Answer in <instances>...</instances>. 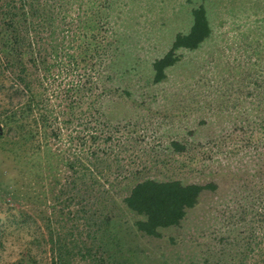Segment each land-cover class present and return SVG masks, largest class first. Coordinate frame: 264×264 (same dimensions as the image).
I'll return each instance as SVG.
<instances>
[{
  "label": "rangeland",
  "instance_id": "1",
  "mask_svg": "<svg viewBox=\"0 0 264 264\" xmlns=\"http://www.w3.org/2000/svg\"><path fill=\"white\" fill-rule=\"evenodd\" d=\"M56 1L66 13L79 0ZM96 2L93 32L107 53L93 64L88 116L71 115L75 99L60 98L63 84L78 88L86 71L73 76L51 55L53 81L33 88L52 110L58 135L42 127L34 133L33 117L23 129L2 128L0 264H264V0ZM197 6L209 35L195 48H177L178 58L154 82L152 61L188 31ZM4 64L0 58V119L2 109L25 101ZM89 119L86 131L75 132ZM70 134L88 162L96 157L91 176L79 180L83 192L70 189ZM147 178L216 188L152 237L136 231L141 216L121 201Z\"/></svg>",
  "mask_w": 264,
  "mask_h": 264
},
{
  "label": "trees",
  "instance_id": "2",
  "mask_svg": "<svg viewBox=\"0 0 264 264\" xmlns=\"http://www.w3.org/2000/svg\"><path fill=\"white\" fill-rule=\"evenodd\" d=\"M61 4L56 0H0V58H4L5 69L9 70L21 86V91L16 90V93H22L25 96V101L18 108L1 110L3 119H0L2 124L0 137L6 135V131L2 132V128L23 129L25 127L23 122L28 117L34 118V133L37 132L36 129L42 127L45 130L50 129L48 134L45 132L42 134L50 137L58 135L60 127H58L59 124L53 126L55 117L52 115V110L45 108L44 96L33 88L34 85L47 86L50 81H53L51 77L56 73L51 70L55 63L51 55L65 65L66 71L74 72L75 70L77 73L73 76L81 77L79 73L86 71L85 79L78 88L71 80L63 84L60 98L61 100L66 97L75 99V104H72L70 108L71 115H77L80 119L88 116L85 114L87 108L83 104L91 102L90 99L94 95L95 87L91 74L96 69L93 64L95 60L100 64V58L107 53L104 49L106 43L98 39L97 34L93 32L101 13L97 9L96 0H79L77 4H73L75 15L70 11V7L69 11L61 13ZM99 7L104 8L105 5L100 3ZM190 12L192 22L188 31L175 34L169 49L161 57L152 61L154 82L160 81L164 77V69L178 58L175 54L177 48H195L209 35L210 28L204 8L197 6ZM73 24L76 26L75 31L72 28ZM49 25L48 33L41 32L45 26ZM52 34L55 36L52 37ZM74 34L77 37L72 39ZM68 47L71 50L70 53H67ZM80 97L83 99L80 100ZM90 120H84L83 127L75 132L86 131L84 126L91 122ZM70 121L68 118L63 122ZM68 138L70 146L66 150L70 159L67 167L72 174L70 189L83 192L85 191L81 187L83 182L79 180L84 172L91 176L90 167L96 157L91 163L88 162L89 160L81 154L82 150L78 149L79 147L74 143L79 139L77 135L70 134ZM171 144L175 149L180 148L177 143ZM92 180L97 182L95 177ZM215 188L214 182L198 184L182 183L177 179L147 178L133 183L121 201L128 210L141 216L133 222L136 231L143 235L159 237V229L177 225L183 219L186 210L196 204L202 191ZM103 191L104 193L101 192V194L107 193V189ZM102 246L103 243H101ZM85 248L87 250V247ZM85 258L91 260L90 254Z\"/></svg>",
  "mask_w": 264,
  "mask_h": 264
}]
</instances>
